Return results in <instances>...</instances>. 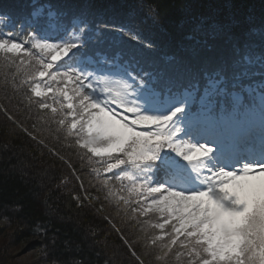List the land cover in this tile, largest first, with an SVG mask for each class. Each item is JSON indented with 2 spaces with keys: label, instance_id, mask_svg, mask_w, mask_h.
<instances>
[{
  "label": "trees",
  "instance_id": "16d2710c",
  "mask_svg": "<svg viewBox=\"0 0 264 264\" xmlns=\"http://www.w3.org/2000/svg\"><path fill=\"white\" fill-rule=\"evenodd\" d=\"M34 9H43L44 15L32 18ZM49 12L56 14L51 20ZM0 14L12 18L0 23V32L15 30L19 39L23 35L16 25L27 20L41 34L59 40L74 18H86L95 42L88 43L85 55L120 52L137 72L148 74L162 101L186 96L185 113L195 127L185 128V138L198 137L212 148L210 155L224 162L234 156L231 126L240 142L251 129L261 136L264 110L256 92L250 95L246 88L261 91L258 85L264 83V0H0ZM117 28L131 31L139 41ZM31 50L34 57L27 60L0 58V234L5 238L0 264H200L190 249L181 247L185 237H177L171 225L153 229L149 221L163 220L130 211L139 206L135 194L130 207L118 200L119 195L129 198L128 182L115 179L120 169L104 171L105 157L79 147L78 134L67 127L71 116L65 125L58 123L67 109L53 118L51 108H60L54 101L62 100L57 89L64 85L48 77L30 78L41 55ZM244 56L252 60L250 65L243 63ZM245 69L247 74L237 80ZM217 71L225 77L220 87L226 91L206 95V74ZM36 83L42 90L52 89L43 97L48 109L36 102L41 99L32 92ZM110 107L125 115L115 104ZM213 134L224 140L213 141ZM255 154L264 158L260 151ZM79 184L90 196L88 203L80 197ZM153 235L164 240L152 245ZM170 236L177 243L168 251L164 245L170 244ZM33 238L39 240L31 250L34 259L15 258L14 249Z\"/></svg>",
  "mask_w": 264,
  "mask_h": 264
},
{
  "label": "snow or ice",
  "instance_id": "6c2138e0",
  "mask_svg": "<svg viewBox=\"0 0 264 264\" xmlns=\"http://www.w3.org/2000/svg\"><path fill=\"white\" fill-rule=\"evenodd\" d=\"M151 11L155 13L156 9ZM43 15V9H34L31 13L32 18ZM55 15L47 14L50 20ZM11 19L8 14H0V23ZM16 28L23 39L17 38L15 30L0 32V58L15 63L14 58L34 57L31 49L40 52V57L35 59L38 67L30 78L48 77L64 85L57 89L62 100L54 101L60 108H51L53 118L67 109L58 123L65 125L67 117H72L67 127L70 134H78L79 147L92 156L105 157V172L120 169L115 179L128 182L129 198L118 197L125 207H130L131 196L135 194V203L140 207L130 208V211L145 216L158 214L163 222L149 221V226L163 230L171 225L177 237H185L186 242H181V247L190 249L189 255L193 260L199 258L200 264H264V183L259 195L245 192L243 198L238 192L225 190L232 184L243 192L244 186L233 182L254 174L255 165L245 163L243 175H236L224 170L220 156L210 155L212 148L198 144V137L186 139L189 133L185 128L190 124L185 113L186 96L162 101L146 79L148 74L137 72L120 52L85 55L88 43L95 40L89 35L91 29L84 17L74 18L66 35L59 40L41 34L31 20L19 23ZM116 31L139 41L131 31L123 28ZM26 44L31 48H26ZM242 60L246 65L252 63L248 56ZM21 63H24L22 59ZM246 74L245 69L236 79ZM206 78V95L216 93L217 89L220 93L226 91L220 87L225 83L220 71L206 74ZM258 88L261 91L250 87L246 90L250 95L256 92L264 110V83ZM50 91V87L42 90L39 83L32 87L34 95L41 98L36 102L42 109L50 107L43 99ZM236 97L233 93V98ZM111 104L122 108L125 115L120 116ZM182 113L184 115H178ZM127 114H131L132 119ZM259 128L264 143V114ZM204 170L210 174H202ZM261 175L264 176V170ZM222 178H227V182ZM217 180H220L219 185ZM197 181L199 185H206V189L200 188ZM163 240V235H153L151 244ZM176 243L177 238L170 236V244H165L164 248L171 251Z\"/></svg>",
  "mask_w": 264,
  "mask_h": 264
},
{
  "label": "rangeland",
  "instance_id": "374dc122",
  "mask_svg": "<svg viewBox=\"0 0 264 264\" xmlns=\"http://www.w3.org/2000/svg\"><path fill=\"white\" fill-rule=\"evenodd\" d=\"M24 60H27L25 57ZM29 64V61H27ZM191 128H194V125L189 126ZM235 127V126H233ZM231 126V129L229 130L228 133H230V143L233 145V158L232 160L228 162H223L224 164V170L226 171H233L236 175H243V166L245 163H251L254 164L255 167L252 169V172L254 174H250L247 176L244 180L241 181H236L233 182L234 184H240L244 186V191H240L237 188H234L232 184H229L225 190L229 192H238L241 197L245 195V192L247 193H255L259 195L260 193V187L262 183H264V176L261 175V171L264 170V158L261 156H258V154H255V150L260 151L261 154L264 156V143H262V136L259 134H256L252 129L246 133L244 139L242 142H240L239 137H238V130L236 128H233ZM195 130V129H193ZM213 141H216L218 139L224 140V137L221 135H212ZM219 140V141H221ZM202 142V141H201ZM217 142V141H216ZM208 143V142H207ZM199 144V140H198ZM231 162V163H229ZM210 174L205 170L204 175ZM227 182V178H222ZM217 184H220V180H217ZM80 185V184H79ZM81 189V198L88 203L89 201V195L85 193L84 189ZM136 197V195H135ZM140 206H137L139 208ZM154 217L159 218V215L156 213H150ZM3 234V233H2ZM4 236L0 234V246L3 245L4 241ZM39 243V240L37 239H29L26 241L24 244L20 245L13 251V255L15 258H22L24 257L26 260H32L34 259V255L36 252H31L34 248H36L37 244Z\"/></svg>",
  "mask_w": 264,
  "mask_h": 264
}]
</instances>
